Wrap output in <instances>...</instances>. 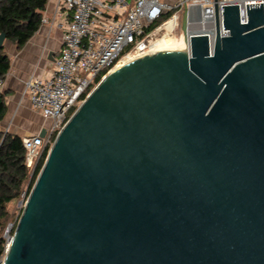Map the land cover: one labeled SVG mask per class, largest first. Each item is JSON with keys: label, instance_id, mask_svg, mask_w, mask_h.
Returning a JSON list of instances; mask_svg holds the SVG:
<instances>
[{"label": "water", "instance_id": "95a60500", "mask_svg": "<svg viewBox=\"0 0 264 264\" xmlns=\"http://www.w3.org/2000/svg\"><path fill=\"white\" fill-rule=\"evenodd\" d=\"M246 6L247 22L222 6L229 35L217 29L212 56L206 35L189 55L183 25L179 46L98 84L56 137L3 264H264V5Z\"/></svg>", "mask_w": 264, "mask_h": 264}, {"label": "built area", "instance_id": "2783aa9c", "mask_svg": "<svg viewBox=\"0 0 264 264\" xmlns=\"http://www.w3.org/2000/svg\"><path fill=\"white\" fill-rule=\"evenodd\" d=\"M261 2L264 5V0H59L56 24L62 31V49L51 70L26 82L32 108L48 121L45 137H23L30 178L74 112L121 59L147 52L164 35L184 32L183 25L189 55L191 37L206 35L212 56L217 29L221 37L229 35L222 6L239 5L241 22H247L246 4ZM3 83L0 79V90ZM14 230V224L7 225L0 264Z\"/></svg>", "mask_w": 264, "mask_h": 264}, {"label": "trees", "instance_id": "16d2710c", "mask_svg": "<svg viewBox=\"0 0 264 264\" xmlns=\"http://www.w3.org/2000/svg\"><path fill=\"white\" fill-rule=\"evenodd\" d=\"M47 2V0H0V34L5 33L7 40L15 43L17 48H22L39 30L42 24L41 12L45 10ZM10 67V57L3 46L0 48V79H5ZM99 80L100 78L97 82ZM7 112L5 94L0 90V123L5 119ZM48 153L49 148L38 162L31 178V189L46 162ZM30 175L31 169L27 165V151L23 137L2 130L0 132V259L5 255L6 239L2 234L9 219L8 207L20 197Z\"/></svg>", "mask_w": 264, "mask_h": 264}, {"label": "crops", "instance_id": "0c3cea01", "mask_svg": "<svg viewBox=\"0 0 264 264\" xmlns=\"http://www.w3.org/2000/svg\"><path fill=\"white\" fill-rule=\"evenodd\" d=\"M47 1L41 12L42 20L47 19V22H42L22 48H17L10 40L4 42L11 67L1 89L8 107L1 129L22 137L37 135L48 125V121L32 108L26 82L33 74L42 75L51 70L62 49V31L56 24L59 0Z\"/></svg>", "mask_w": 264, "mask_h": 264}, {"label": "rangeland", "instance_id": "374dc122", "mask_svg": "<svg viewBox=\"0 0 264 264\" xmlns=\"http://www.w3.org/2000/svg\"><path fill=\"white\" fill-rule=\"evenodd\" d=\"M193 32H196V31H193ZM182 33V30H178L174 36H177V37H180V34ZM173 36V35H172ZM37 180V179H36ZM30 182H31V178L29 179V181L25 182L24 186H23V190H22V193L20 195V197L12 202L9 207H8V210H9V219L7 221V223L5 224V227L3 229V236L6 237V234L4 233L5 230H6V227L7 225L9 224H14L16 225L19 218L21 217V215L23 214V211L25 209V206H26V203L28 201V198L30 196V193L36 183H34L32 189L30 188Z\"/></svg>", "mask_w": 264, "mask_h": 264}, {"label": "bare ground", "instance_id": "6f19581e", "mask_svg": "<svg viewBox=\"0 0 264 264\" xmlns=\"http://www.w3.org/2000/svg\"><path fill=\"white\" fill-rule=\"evenodd\" d=\"M179 42H180V37H177V36H172V35H164L162 38H160L156 44L150 49L148 50L147 52H144V53H140L138 55H130V56H127L123 59H121L117 65L115 66V68L110 72H115L116 70L119 69V67L127 60L129 59H132V58H135V57H138V56H142V55H145V54H148V53H151V52H154V51H159V50H163V49H168V48H172V47H177L179 46ZM187 42H188V39H187Z\"/></svg>", "mask_w": 264, "mask_h": 264}]
</instances>
